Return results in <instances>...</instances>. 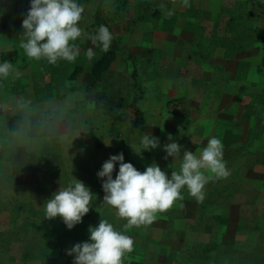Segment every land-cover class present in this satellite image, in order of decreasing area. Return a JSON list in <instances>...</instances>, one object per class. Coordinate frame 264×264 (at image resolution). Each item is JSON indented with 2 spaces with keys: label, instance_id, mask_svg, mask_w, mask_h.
Listing matches in <instances>:
<instances>
[{
  "label": "rangeland",
  "instance_id": "374dc122",
  "mask_svg": "<svg viewBox=\"0 0 264 264\" xmlns=\"http://www.w3.org/2000/svg\"><path fill=\"white\" fill-rule=\"evenodd\" d=\"M17 1L0 0V51H16L0 62L20 73L0 78V264H73L66 250L88 241L89 226L100 219L133 239L124 264H264V0H214L203 4L214 10L208 14L200 11L203 0L187 7L182 0H77L85 33L95 34L101 17L113 35L115 56L99 79L87 73L101 48L85 36L75 41V62L27 58L20 35L30 4ZM141 1L160 14L138 22ZM176 13L194 17L184 21ZM88 48L95 52L91 61ZM75 66L81 70L71 76ZM13 113L19 125L10 129L6 118ZM150 134L160 146L143 149ZM169 135L181 154L196 155L210 137L219 138L230 175L210 181L202 202L185 187L184 199L157 213L153 224L125 229L127 221L103 201L97 172L123 152L138 170L155 162L170 177L181 160L164 159ZM235 166L247 172L232 173ZM118 171L119 162L114 179ZM77 179L93 192L92 207L68 229L60 217L45 218L46 200ZM232 228L237 244L227 260L212 257L219 232Z\"/></svg>",
  "mask_w": 264,
  "mask_h": 264
},
{
  "label": "clouds",
  "instance_id": "9594fccd",
  "mask_svg": "<svg viewBox=\"0 0 264 264\" xmlns=\"http://www.w3.org/2000/svg\"><path fill=\"white\" fill-rule=\"evenodd\" d=\"M175 2V0H173ZM185 7L189 0H182ZM164 8V5H160ZM84 6L77 0H30V8L22 20L23 33L20 47L30 60H46L56 65L59 61L75 62L79 47L75 43L85 36L93 45L107 52L113 40L108 27L101 25L95 34L85 33L79 22L83 19ZM171 17L172 11H166ZM95 56L88 48L86 57L91 61ZM18 78V69L9 61L0 62V78ZM169 140L172 141L171 135ZM143 149L151 150L160 146L159 138L151 134L142 138ZM110 146V143H106ZM166 156L180 159L179 171L171 175L163 171L157 163H152L144 171L132 163L124 161L123 152L110 155L97 176L102 179L105 193L103 201L117 210V215L125 219V229L146 227L154 223L157 213L169 211L178 200H183L182 190L198 202L205 198V186L213 180L227 179L230 172L224 160L222 141L212 136L199 155L187 149L181 154V145L172 141L163 145ZM139 153V152H137ZM119 171L113 178L115 166ZM106 178V179H104ZM59 188L46 200L45 218H62L68 229L82 222V218L92 207L93 192L79 179ZM88 241L78 242L67 249L74 256L73 264H124L123 258L134 248L133 239L118 231L105 219L98 225L89 226Z\"/></svg>",
  "mask_w": 264,
  "mask_h": 264
},
{
  "label": "trees",
  "instance_id": "16d2710c",
  "mask_svg": "<svg viewBox=\"0 0 264 264\" xmlns=\"http://www.w3.org/2000/svg\"><path fill=\"white\" fill-rule=\"evenodd\" d=\"M17 3L18 5H28L30 4V0H18ZM138 4L141 6V10L144 13L137 16L136 19L143 20L150 17L155 18L160 14L159 9L156 7L152 11L147 10L146 8H148V5L144 1H141ZM14 9L16 11V6ZM145 11H147V13ZM97 20L99 21L100 25H104V26L107 25V23H105L101 17H97ZM15 54L16 51L14 49L0 51V60L14 59ZM114 56H115V50L113 48H109L107 52L101 51L100 55L90 65L91 74L95 78L99 79L102 76L103 71L109 66L110 62L113 60ZM80 70H81V66H75L71 71V76H73L75 73H77ZM131 77H132V84L136 86L139 76H138V71L135 67L132 69ZM130 106L135 114L140 112V108L137 104V100L135 97H132ZM19 119H20V115L17 113L8 115L6 118L7 127L10 129L17 128L19 125Z\"/></svg>",
  "mask_w": 264,
  "mask_h": 264
},
{
  "label": "crops",
  "instance_id": "0c3cea01",
  "mask_svg": "<svg viewBox=\"0 0 264 264\" xmlns=\"http://www.w3.org/2000/svg\"><path fill=\"white\" fill-rule=\"evenodd\" d=\"M204 3H206V4H214L215 3V1L214 0H203L202 1V3H201V7H200V11H201V13H206V14H208L209 13V7H207V5H203ZM202 5L204 6V7H202ZM214 10H210V12L212 13ZM217 12V11H216ZM181 15L180 17H182V19H184V21H186L187 19H191L192 17H194V16H192V14H191V16H189V15H187V14H180V13H176V16L177 15ZM201 15V14H200ZM179 17V16H178ZM189 17V18H188ZM202 17V16H201ZM203 18H205V17H203ZM176 20V23L175 24H177L178 23V18H176L175 19ZM142 21H150L148 18H146L145 20L143 19V20H138V22H142ZM176 26V25H175ZM251 60L253 59L252 57L250 58ZM80 73V72H79ZM86 74V71H84V70H82L81 71V73L80 74H76L77 75V77L78 76H83V75H85ZM87 74H89V76L91 77V76H93L92 74H91V72L90 73H87ZM94 77V76H93ZM256 90H257V88H256ZM28 92L29 91H27V92H25V94L24 93H22V95H26V94H28ZM19 105H20V103H19ZM27 106V103H25L24 105H22V107H26ZM236 167V166H235ZM237 169H233L232 170V173L234 172V173H238V174H245L246 172H247V170H245L246 169V167H236ZM243 170V171H240V170ZM245 170V171H244ZM184 215V214H183ZM224 225H227V223H225ZM219 230V229H218ZM226 231V230H225ZM235 228H232L231 229V231H229V233H222V232H219V233H221V234H218L217 235V237H216V239H215V241H213L214 242V248L211 250V255H212V257H221L223 260H227V256L229 255H227V253H229V251H230V249H231V247L232 246H234V245H236L237 244V242H236V240H235ZM181 245V244H180ZM182 264H192V261H190V260H183V262H182Z\"/></svg>",
  "mask_w": 264,
  "mask_h": 264
}]
</instances>
